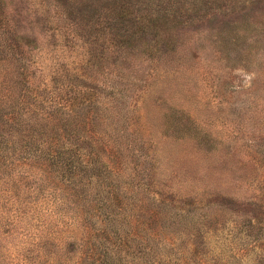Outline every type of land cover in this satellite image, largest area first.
<instances>
[{"label":"rangeland","instance_id":"1","mask_svg":"<svg viewBox=\"0 0 264 264\" xmlns=\"http://www.w3.org/2000/svg\"><path fill=\"white\" fill-rule=\"evenodd\" d=\"M0 264H264V0H0Z\"/></svg>","mask_w":264,"mask_h":264}]
</instances>
